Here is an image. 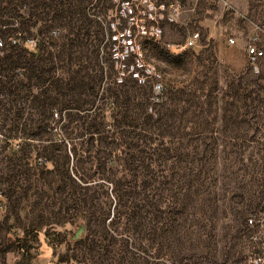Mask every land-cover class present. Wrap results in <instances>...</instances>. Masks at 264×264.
I'll return each instance as SVG.
<instances>
[{"label": "rangeland", "instance_id": "obj_1", "mask_svg": "<svg viewBox=\"0 0 264 264\" xmlns=\"http://www.w3.org/2000/svg\"><path fill=\"white\" fill-rule=\"evenodd\" d=\"M126 1L0 0V264H264V0Z\"/></svg>", "mask_w": 264, "mask_h": 264}, {"label": "built area", "instance_id": "obj_2", "mask_svg": "<svg viewBox=\"0 0 264 264\" xmlns=\"http://www.w3.org/2000/svg\"><path fill=\"white\" fill-rule=\"evenodd\" d=\"M158 1V0H153ZM153 1L152 0H130V1H126L123 5H122V9L124 10V12L130 14L133 12V8L136 5L137 2L141 3V4H145L148 8H150L153 5ZM158 7L161 8V15L162 18L164 16L165 19H167L168 21H173L175 19V17L177 16V14L180 12V7L179 5L175 4L173 5V7L171 8V10L165 13H162V10L164 9V5L162 3L158 4ZM240 33H236L234 35H230L227 38V42L229 44H234L236 42L237 36H239ZM199 32L196 30L191 31L185 38L184 42H183V46L184 47H195L198 42H199ZM256 38L252 37V36H248L243 40V49L248 57V59L250 60V62H254L255 60H257L263 53V49L261 46H257L256 45ZM131 40H128L127 44H130ZM251 222H253V219H249ZM255 224H259L260 226L264 227V213H262L258 219H254ZM261 259L259 257L254 259L253 264H260Z\"/></svg>", "mask_w": 264, "mask_h": 264}, {"label": "trees", "instance_id": "obj_3", "mask_svg": "<svg viewBox=\"0 0 264 264\" xmlns=\"http://www.w3.org/2000/svg\"><path fill=\"white\" fill-rule=\"evenodd\" d=\"M0 45H1V42H0ZM25 48H27V47H25ZM38 234V233H37ZM53 238V237H52ZM53 244H56V242L54 241V239H52L51 241H50V245H51V247L53 248ZM53 245V246H52Z\"/></svg>", "mask_w": 264, "mask_h": 264}]
</instances>
